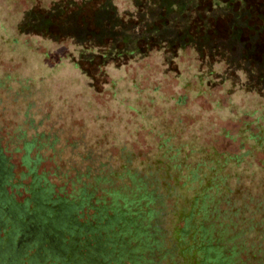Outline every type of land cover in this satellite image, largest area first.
<instances>
[{"label": "trees", "instance_id": "16d2710c", "mask_svg": "<svg viewBox=\"0 0 264 264\" xmlns=\"http://www.w3.org/2000/svg\"><path fill=\"white\" fill-rule=\"evenodd\" d=\"M242 2L0 0V264H264Z\"/></svg>", "mask_w": 264, "mask_h": 264}, {"label": "rangeland", "instance_id": "374dc122", "mask_svg": "<svg viewBox=\"0 0 264 264\" xmlns=\"http://www.w3.org/2000/svg\"><path fill=\"white\" fill-rule=\"evenodd\" d=\"M33 1H34V3H39V0H33ZM33 1H29V0H5V4H4L3 8H4L5 11L10 13L11 15L15 14L16 17H19L20 16L19 12H21L24 9H26L27 7H29ZM242 1H243L242 2L243 4L245 3L244 7H245V5L247 3V5H250V7H251V9H250L251 12H253V14H255V16L257 15V20L256 21L259 24L258 26L260 27L261 25H263L264 24L263 23V21H264V0H242ZM258 30H259V32H258L259 37L263 38L264 27L258 28ZM246 34H247V32L243 33V35H246ZM260 46L264 47V42H262L260 44ZM12 66H13L12 68H15L17 66V64L16 65H12ZM0 67H3V68L8 69V70H11V67H6L3 63H0ZM110 116H108V117H110ZM0 136L3 137V131L2 130H0ZM138 149L141 150L142 148H138ZM145 150H146V148L143 149V151H145ZM5 155H7V153H5ZM12 162H13V164L16 165V163L18 161H16L14 159V160H12ZM46 165H47V162L43 163V165L38 167V170H40L42 166L45 168ZM15 171H17V169H15ZM178 225L180 226L181 224H178Z\"/></svg>", "mask_w": 264, "mask_h": 264}]
</instances>
